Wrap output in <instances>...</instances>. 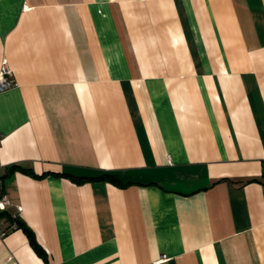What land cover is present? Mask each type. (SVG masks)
Instances as JSON below:
<instances>
[{
  "label": "crops",
  "instance_id": "crops-1",
  "mask_svg": "<svg viewBox=\"0 0 264 264\" xmlns=\"http://www.w3.org/2000/svg\"><path fill=\"white\" fill-rule=\"evenodd\" d=\"M4 59V211L46 260L4 219L0 264H264V0H0Z\"/></svg>",
  "mask_w": 264,
  "mask_h": 264
},
{
  "label": "trees",
  "instance_id": "trees-1",
  "mask_svg": "<svg viewBox=\"0 0 264 264\" xmlns=\"http://www.w3.org/2000/svg\"><path fill=\"white\" fill-rule=\"evenodd\" d=\"M56 174H67V173H62V172H55ZM262 175H264V173H262ZM73 180L75 181H83L85 179H89V178H95V179H107L111 182H114L118 185H124L125 183H122L119 175L117 173L114 172H110V171H103L102 173H100L97 176H73V175H69ZM248 180H256L255 177L248 179ZM0 215H5L7 219H9L11 221L12 224H14L15 228L19 227L21 228L27 235L29 242L31 244V246L33 247V249L35 250V252L40 255L44 260H46V254L43 250V248L40 246V244L38 243L37 239L35 238V235L33 233V231L31 230V228L22 220L21 217H19V215H14L12 216L11 214L6 213L5 211H1Z\"/></svg>",
  "mask_w": 264,
  "mask_h": 264
},
{
  "label": "built area",
  "instance_id": "built-area-1",
  "mask_svg": "<svg viewBox=\"0 0 264 264\" xmlns=\"http://www.w3.org/2000/svg\"><path fill=\"white\" fill-rule=\"evenodd\" d=\"M14 80L11 75V70L6 64V60H2V64L0 67V91L7 89L11 86H13ZM0 166H1V161H0ZM11 202L7 196V194L3 191V178L0 174V212L4 211L6 209V206L10 205ZM14 216V215H12ZM7 219L5 215H0V225L1 222ZM14 226V224H12ZM6 233V229L0 228V235L3 236Z\"/></svg>",
  "mask_w": 264,
  "mask_h": 264
}]
</instances>
